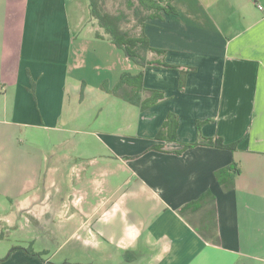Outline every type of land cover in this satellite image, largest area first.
<instances>
[{
    "label": "crops",
    "instance_id": "0c3cea01",
    "mask_svg": "<svg viewBox=\"0 0 264 264\" xmlns=\"http://www.w3.org/2000/svg\"><path fill=\"white\" fill-rule=\"evenodd\" d=\"M172 5L177 13L160 11L144 32L166 51L149 59L189 70L183 90L178 70L125 65L132 61L120 48L95 36L103 34L95 20L85 26L87 1L0 0V243L17 234L0 258L27 247L35 238L28 229L48 219L70 232L80 254L52 261L16 250L0 264H95L94 251L100 264H264V0ZM100 41L111 57L100 53ZM125 72H143L147 102L164 98L141 110L115 96L99 133L93 123L103 107L89 89L110 95L102 83L113 87ZM169 114L170 128L157 140ZM70 125L85 128L75 131L85 146L71 197L57 207L41 183L44 144L64 138ZM228 167L235 169L229 188L217 178ZM203 195L201 209L179 213Z\"/></svg>",
    "mask_w": 264,
    "mask_h": 264
},
{
    "label": "rangeland",
    "instance_id": "374dc122",
    "mask_svg": "<svg viewBox=\"0 0 264 264\" xmlns=\"http://www.w3.org/2000/svg\"><path fill=\"white\" fill-rule=\"evenodd\" d=\"M89 2V0H86ZM84 0V2H86ZM108 9L111 12H119L125 11L128 14V21L124 23V28L130 30L133 34H139L141 32V25L138 23L137 18L134 14L132 9H129L126 4V0H107ZM85 18L87 21L85 22V26L88 27V20L89 26L90 25V11L87 12L85 10L84 13ZM96 26L99 28L98 24ZM85 27H83L84 29ZM80 30L79 32L83 31ZM86 33V32H85ZM96 33V31H95ZM89 40H93L95 42H99L95 37L91 36L88 38ZM98 46V50L105 56L111 57V53L107 49L106 42L101 43ZM111 41H108L110 43ZM118 51L123 55L124 52L121 49ZM149 54V53H148ZM94 53L92 49L89 53L88 57L93 56ZM125 65H134V62H127L124 63ZM135 66V65H134ZM121 67V64H120ZM105 73V71H104ZM113 74V73H112ZM110 74L109 78L112 82L114 80V76ZM88 81L93 82L94 77L92 74H87ZM81 94V92H80ZM88 98L95 101V105H101L103 107V112H95V116L98 117L95 122L93 123V130H96L100 133L99 129H102V123L105 116L108 114L109 110H114L116 107H113L116 103L114 100L117 99L114 95H108L106 93H101L97 88L93 89L92 91L89 89ZM79 102H81V95L78 97ZM90 101V100H89ZM121 102V101H120ZM124 102V101H122ZM92 104V103H91ZM91 104L88 106L86 105L85 108L87 111L90 110ZM95 107V106H94ZM93 107V109H94ZM79 109L83 112L84 107L79 106ZM116 112V111H115ZM100 113V114H99ZM68 131L60 133L64 138H60V140L52 141V145L50 141H45L44 144V153H45V160H44V168L42 173V186L44 187L46 193V201L48 205L52 203L56 204V206H60L63 202H68L71 197V190L73 185L76 183L77 176L79 175L76 167L79 162L78 158L80 151H84V139L85 135L82 132H75L77 130H85V128H78L75 125L68 126ZM89 129V128H88ZM61 137V136H60ZM89 152V151H88ZM4 216V210L0 207V218ZM59 226V220L56 222H52V220L48 219L45 224L41 227H37L33 225L30 227L29 234L34 236L35 238H30L31 240L26 244L29 246L30 242H34L33 247L35 250H43L44 248H49L51 251L48 254H44L42 257L46 259H51L52 261L60 260V259H73L80 254L76 253L73 250L74 243L73 240L70 238V232L66 231L63 233L57 232V228ZM19 235V234H18ZM17 234L10 236V238H5L0 243V246L3 248L0 250V255L4 253V249L10 244L15 242V237ZM1 239V238H0ZM86 248V247H83ZM74 253V254H73ZM82 253V252H80ZM90 251L86 252L83 251L82 255H90ZM92 256V254H91ZM126 258V256H124ZM93 259L95 264H100V257L94 251ZM117 259V258H116ZM117 261V260H116Z\"/></svg>",
    "mask_w": 264,
    "mask_h": 264
},
{
    "label": "trees",
    "instance_id": "16d2710c",
    "mask_svg": "<svg viewBox=\"0 0 264 264\" xmlns=\"http://www.w3.org/2000/svg\"><path fill=\"white\" fill-rule=\"evenodd\" d=\"M173 1L174 0H126L127 7L134 11L137 21L141 25V32L139 34H133L130 30L124 28V23L128 21V14L125 11L111 12L107 6V0H89V11L91 18L96 21L103 32L102 34L101 32L97 31L95 34L97 38L106 37L109 41H111V43L122 49L127 58L143 67H162L178 70L180 72L179 90H183L189 70L183 69L178 65L170 64L164 61V59H149L148 53L150 52H154L159 56H164L166 51L151 46L149 38L144 32L146 20L160 17V11H164L166 14L177 13L176 8L172 5ZM143 78V72L135 75L125 72L122 74L120 80L115 86L109 87L108 82H103L101 87L105 92L119 97L133 105L139 106L141 110H144L157 103L159 99L164 98V95H162L160 98H156L152 102H147L146 99H143L142 94L145 90L143 88ZM154 92L155 91H152V93ZM83 96L84 87L81 90V98H83ZM174 117V114H169L161 130L157 134V140L163 139V136L170 128V123L173 121ZM175 139L176 135L172 140ZM204 142L205 141L184 144L180 152H182L184 149L197 146ZM205 143L211 144V140H207ZM217 145L225 148H235L237 143L226 145L221 141V143H217ZM234 170V167H228L217 172V178L219 180L222 178V176L226 177V180L223 182V184L227 188L234 185L232 182L234 179ZM207 199L208 196L203 195L197 201L189 203L183 208H180L179 213L184 214L188 210H199L202 208ZM2 237V234H0V238ZM16 250H23L32 257L44 260L42 256L45 254V252L36 251L33 247V242H30L29 246L27 247L13 246L4 258H0V262L8 259ZM125 256L128 261H131L134 257L131 254H126Z\"/></svg>",
    "mask_w": 264,
    "mask_h": 264
}]
</instances>
